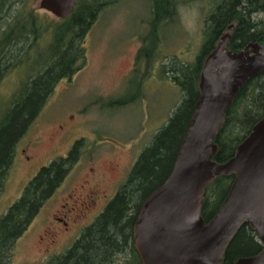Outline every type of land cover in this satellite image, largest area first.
Returning a JSON list of instances; mask_svg holds the SVG:
<instances>
[{
    "label": "rangeland",
    "instance_id": "374dc122",
    "mask_svg": "<svg viewBox=\"0 0 264 264\" xmlns=\"http://www.w3.org/2000/svg\"><path fill=\"white\" fill-rule=\"evenodd\" d=\"M1 1H5V6L0 8V36L17 15L24 19L30 13L43 23L44 30L42 39L33 45V37L23 33L0 54L2 108L11 104L24 80L28 81L27 96L23 102H17L22 104L12 117L0 121V136L22 114L25 117L27 105L36 93L37 103H43L15 144L10 169L0 183V264H59V259L80 237V227L94 223L110 199L131 180L129 216L138 210L143 194L136 186V176L142 159L147 157L157 133L169 118L186 109L190 111L192 99L200 93L201 76L192 87L183 88L180 82L171 79L179 75L172 69L192 67L195 63L206 41V23L223 0H175L174 17L159 28L157 64L168 71L166 81L158 71L144 79L140 69L132 74L143 45L139 34H148L144 33V27L155 17L154 0H98L95 22L90 27L73 24L67 55L52 62L44 59L47 47L44 34L45 28L58 24V19L40 8L41 0ZM255 18L264 22V15ZM227 34L229 28L222 38ZM27 50L34 60L20 72H14L13 67L21 63ZM244 102L260 117L259 121L264 119V80L246 91ZM243 115L240 110L229 140L220 147L216 143L217 155L221 151L223 157L215 159L216 162L231 159L253 131L255 125L245 128ZM80 139L86 142L81 159L58 190L26 226L25 221L7 226L6 217L29 182L42 167L68 156ZM91 168L95 178L87 176ZM86 177L90 183L81 191ZM92 191L108 195L107 201L99 198L97 207L84 211V197ZM81 212L86 217L78 219ZM55 218L68 222L69 231L63 221ZM76 220H81L78 225ZM123 241L121 238L110 249L107 259L100 257L104 255L103 248L94 253L91 264H139L136 250L130 249L128 240L125 244Z\"/></svg>",
    "mask_w": 264,
    "mask_h": 264
},
{
    "label": "trees",
    "instance_id": "16d2710c",
    "mask_svg": "<svg viewBox=\"0 0 264 264\" xmlns=\"http://www.w3.org/2000/svg\"><path fill=\"white\" fill-rule=\"evenodd\" d=\"M97 5L98 0H78L69 18H57L58 20L56 21L58 24L45 28L47 31V34H44L47 39V47L46 49L44 48L45 60L52 62L60 58L62 59L67 55L73 24L77 23L85 27H90L96 20ZM3 6H5V1L0 2L1 10ZM175 6V0H154L153 9L155 17L151 24L148 23V27H144L146 29L144 33L148 32V34L143 35V32L139 34L140 37L142 36L143 45L137 53L136 66L132 74L135 72L137 73L140 69V75H142L144 79L145 77L149 78L153 72L158 71L161 78L165 79V81L167 80L168 71H166L164 67L160 68L157 64L159 60L157 46L158 44L160 46L159 28L166 20H170L174 17ZM259 14L264 15V0H223L212 13L208 23H206V41L195 63L192 67L182 66L180 70H176L175 68L172 69V71H178L177 73L179 75L182 74V76L178 75L174 79L171 77V79L180 82L183 88L189 85L192 87V84H196V80L198 81L200 79L206 58L217 48L223 36V32L231 26H233V29L230 30L231 38L228 48L233 52L243 50L250 43L264 45V22L256 20L255 18ZM43 28V23H41L38 17L33 13H30L24 19H21L20 16L17 15L13 19V23H10L0 36V54H2L6 46L12 40L23 33L33 37V45L34 42L38 41L40 38L42 39L41 31ZM34 58L35 57L30 54V51L27 50L20 60L21 63H16L13 67V69H15L14 72H20L25 67L29 66ZM143 61L144 64L141 63ZM144 68L147 70H143ZM29 74L30 73L26 76ZM263 80L264 71L256 78L250 80L235 97L227 112L226 123L215 138V143H217L219 147L229 140L228 136L230 137L232 134V125H235L238 120L237 118H239L240 110H242L244 114L243 119L246 129L252 128L260 120V117L254 115L252 107L245 104L244 98L248 89ZM27 87L28 81L24 80L20 89L13 95L12 101L10 102L11 104L9 106L7 104L4 108L0 105V121L8 119L10 116L12 117L16 112L15 109L22 104L24 98L27 96ZM37 94L38 93H36V97L27 105L29 110H27V108L25 109L27 110L25 117H23L22 114V116L0 136V183L2 181L4 182L3 179L10 169V164L12 162L11 155L15 144L26 132L27 127L37 117L43 106V103H37ZM198 97L199 93L192 99L191 109L189 108L190 111L186 109V111L180 112L169 118L166 125L157 133L147 157L142 159L143 161H141L138 167V173L136 172V178L138 179L136 181V183H138L136 186H138L143 194L141 203L154 190L161 186L171 174L181 143L189 128L192 115L196 110ZM1 98L3 97L0 94V103L2 101ZM19 101L22 102L17 103ZM16 116H18V113ZM82 146L83 141H78L68 157L59 158L40 171L29 183L23 196L11 207V214L9 213L6 217L7 226H11L12 223H23L24 221L26 226V224L33 219L44 202L50 198L55 189L68 175L72 166L77 162ZM217 158H223L221 151L219 152V156L216 155L215 159ZM235 178V175L221 176L207 186L202 208V216L206 223L211 221L219 212L221 205L229 194ZM129 182L130 181H128V183ZM132 184L133 180H131L129 185L123 187L105 213L101 215L97 222L85 232L81 239L59 259V264H91L93 262L91 256L94 255V253H99L101 248L104 249V255L100 257L107 259L110 249L118 245L121 238L124 240V244L127 240L129 242L130 237L133 235V226L136 221V212L129 216L130 198L128 190ZM263 250L264 245L256 236L250 225L246 223L230 243L224 261L225 264H233L239 258L255 256ZM137 261L139 264H142L139 255L137 256Z\"/></svg>",
    "mask_w": 264,
    "mask_h": 264
},
{
    "label": "water",
    "instance_id": "95a60500",
    "mask_svg": "<svg viewBox=\"0 0 264 264\" xmlns=\"http://www.w3.org/2000/svg\"><path fill=\"white\" fill-rule=\"evenodd\" d=\"M77 1L41 0L40 8L67 19ZM230 38L225 35L205 61L196 111L171 174L137 213L134 239L143 264H225L230 243L246 223L264 245V119L231 159L215 161V138L235 97L264 71V45L250 43L233 52ZM232 175L236 178L228 196L206 223L202 208L207 186ZM233 264H264V250Z\"/></svg>",
    "mask_w": 264,
    "mask_h": 264
},
{
    "label": "flooded vegetation",
    "instance_id": "af4514ba",
    "mask_svg": "<svg viewBox=\"0 0 264 264\" xmlns=\"http://www.w3.org/2000/svg\"><path fill=\"white\" fill-rule=\"evenodd\" d=\"M197 103V102H196ZM78 141H83V146H82V148H84V145L86 144V142H85V139H80V140H77L76 142H75V144H74V146L72 147V149L70 150V152H69V154H68V156L70 155V153H71V151L73 150V148L75 147V145H76V143L78 142ZM82 148H81V151H82ZM23 152H25V150H23ZM81 155H82V152H80V156H79V158H78V160H77V162L72 166V168L79 162V160L81 159ZM68 156H66V157H68ZM61 158H63V157H61ZM65 158V157H64ZM29 159V158H28ZM59 159V158H58ZM58 159H56V160H58ZM56 160H54V161H56ZM53 162V161H52ZM51 162V163H52ZM50 163V164H51ZM49 164V165H50ZM49 165H47V166H49ZM44 167H46V166H44ZM44 167H42L41 168V170L44 168ZM72 168L70 169V171H69V173L71 172V170H72ZM40 170V171H41ZM112 171L114 170L113 168L111 169ZM40 171L38 172V174L40 173ZM90 173H88L87 174V176L89 177V176H94V178L96 177V173H95V171H94V168H91L90 169ZM68 173V174H69ZM37 174V175H38ZM36 175V176H37ZM35 176V177H36ZM68 176V175H67ZM67 176L64 178V180L67 178ZM34 177V178H35ZM33 178V179H34ZM32 179V180H33ZM88 178L86 177V179H85V181H84V184L83 185H81V188H80V190L82 191V190H84L85 189V187H86V184H89L90 183V181H88L87 180ZM31 180V181H32ZM64 180L59 184V186L55 189V191L53 192V194L58 190V188L61 186V184L64 182ZM30 181V182H31ZM29 182V183H30ZM99 184V183H98ZM29 185V184H28ZM27 185V186H28ZM27 186H26V188H27ZM25 188V189H26ZM24 192H25V190H24ZM24 192H23V194H24ZM52 194V195H53ZM118 194H119V192H117V194L114 196V197H112L111 199H110V201L107 203V206L105 207V209H104V211L101 213V215H103L104 213H105V211L107 210V208L109 207V205L116 199V197L118 196ZM51 195V196H52ZM100 192L99 191H92V192H90V193H88L87 195H85V197H84V201H83V204H82V208L84 209V211H88L92 206H94V208H95V206L97 207V203H98V201H97V199H101L102 200V202H105V201H107V197H108V195H106V194H104V195H100ZM50 196V197H51ZM76 196V195H75ZM69 198H73V196H70ZM49 199V198H48ZM47 199V200H48ZM147 199V198H146ZM145 199V200H146ZM46 200V201H47ZM144 200V201H145ZM45 201V202H46ZM144 201L141 203V205H140V207L142 206V204L144 203ZM45 202H44V204H45ZM43 204V205H44ZM88 204H91V205H88ZM43 205H42V207H43ZM41 207V208H42ZM62 207H65V206H62ZM140 207H139V209H140ZM41 208H40V210H41ZM139 209L136 211V216H137V213H138V211H139ZM39 210V211H40ZM101 215L96 219V221L94 222V223H92L90 226L88 225V226H85L83 229L80 227V229H79V233H81L80 234V237L74 242V244H73V246L77 243V241H79L80 239H81V237L85 234V232L93 225V224H95L96 222H97V220L101 217ZM80 217H86V214L84 213V212H81V215L80 216H78V219L80 218ZM64 218H67V216L65 215V217ZM56 220H59V221H63L64 222V226H65V228H66V230L67 231H69V228H68V222H66L64 219H60V218H55ZM79 221H81V220H79ZM78 220H76V223L77 222H79ZM77 225H78V223H77ZM134 227V226H133ZM128 244H129V247H130V249H131V247L132 248H134L135 250H136V252L138 253V250H137V248H136V245H135V239H134V229H133V235H132V237H130V239H129V242H128ZM73 246H71L70 247V249L73 247ZM69 249V250H70ZM138 255H139V253H138ZM140 257V256H139ZM140 260H141V258H140ZM141 263H142V260H141Z\"/></svg>",
    "mask_w": 264,
    "mask_h": 264
}]
</instances>
